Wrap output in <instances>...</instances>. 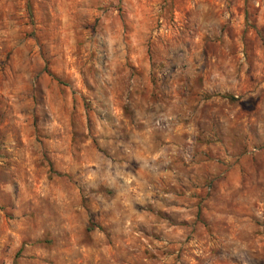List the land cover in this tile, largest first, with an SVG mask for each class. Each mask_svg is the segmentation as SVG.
Here are the masks:
<instances>
[{"label": "rangeland", "instance_id": "1", "mask_svg": "<svg viewBox=\"0 0 264 264\" xmlns=\"http://www.w3.org/2000/svg\"><path fill=\"white\" fill-rule=\"evenodd\" d=\"M0 264H264V0H0Z\"/></svg>", "mask_w": 264, "mask_h": 264}]
</instances>
